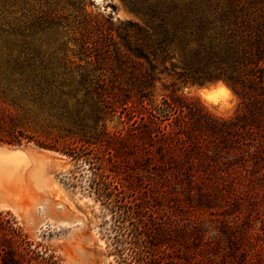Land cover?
<instances>
[{"label": "trees", "instance_id": "obj_1", "mask_svg": "<svg viewBox=\"0 0 264 264\" xmlns=\"http://www.w3.org/2000/svg\"><path fill=\"white\" fill-rule=\"evenodd\" d=\"M122 3L149 28L121 23L112 53L105 44L113 30L111 15L83 12L81 26L71 32L78 46L73 57L85 56L93 68L78 66L73 91H65L74 81L68 77L67 46L61 41L58 67L56 52L40 48L47 42L43 32L61 23L51 5L37 10L39 15L11 17L1 11L0 81L20 92H0V142L34 143L67 157L74 171L87 169L90 193L111 216L118 264H157L151 239L163 235L152 201L198 206L218 201L219 194L264 192V5L261 0ZM104 59L115 64L112 75L95 76ZM217 79L239 98L229 119L179 93L188 83ZM158 85L166 92L159 100ZM231 217L232 224L218 225V234L203 222L186 229L192 239L183 264H264V218L256 227L248 218ZM0 264H58V259L0 211Z\"/></svg>", "mask_w": 264, "mask_h": 264}, {"label": "rangeland", "instance_id": "obj_2", "mask_svg": "<svg viewBox=\"0 0 264 264\" xmlns=\"http://www.w3.org/2000/svg\"><path fill=\"white\" fill-rule=\"evenodd\" d=\"M66 1L0 0V14L4 10L11 17L28 16L34 12L39 15V11H44L48 3L51 5L52 11L60 16L58 20L61 23L59 26L49 27L43 32L42 38L47 42L39 43L40 48L45 52L52 50L56 52L52 57L58 67L61 61L57 59L63 50L60 45L61 41L67 46L66 55L71 57L69 61H72L68 77L74 81L70 87L65 88V91H73L74 82L78 80V66H86L89 70L93 68V65H87L88 58L85 56L78 54L73 57L78 46L71 39V32L77 31L81 26L79 21L83 17V12L91 16L111 15L113 30H110L111 35L105 44L112 53L119 45L118 32L115 29L122 27L121 23L132 21L145 29L149 27L141 16L128 10L122 0H81L76 6L69 5ZM261 1L264 5V0ZM111 5L114 6V9ZM37 10L39 11L36 12ZM64 67L61 66L58 69L65 71ZM100 67L102 69L96 70L93 74L97 76L102 72L105 74L104 77H110L112 68L116 66L111 61L104 59L101 61ZM166 67L171 68L169 62H166ZM173 70L178 71L177 68ZM116 73H118L117 70ZM0 92L20 91L16 87L13 88L0 81ZM165 93L158 85L154 92L155 98L159 100ZM0 146L9 149L27 146L38 147L34 143L11 145L5 142H0ZM37 149L41 152L43 148L38 147ZM49 156L47 174L52 185L43 193L21 194L20 210L2 204L0 201V211L11 214L29 238L35 244H39V248H46L54 253L58 264H118V255L113 249L115 231L112 228L111 216L88 189L89 171L82 168L79 169L80 171H74L73 163L57 152L49 153ZM249 196H254L258 200L248 202ZM168 199L162 198L157 204L152 201L155 226L162 231L163 235L162 237L156 235L151 239L152 244H156L155 250L152 248V254L158 256L157 264H183L187 242L192 239L184 232L199 222H203V228L207 231L218 234L220 223H233L232 215H238V222H243L248 218L250 222L255 223L256 227L264 218V192L259 191L247 193L239 191L234 195L219 194L218 201L211 204L202 203L198 206H176ZM234 200H237L234 203L239 204L235 205Z\"/></svg>", "mask_w": 264, "mask_h": 264}, {"label": "bare ground", "instance_id": "obj_3", "mask_svg": "<svg viewBox=\"0 0 264 264\" xmlns=\"http://www.w3.org/2000/svg\"><path fill=\"white\" fill-rule=\"evenodd\" d=\"M38 148V147H37ZM34 147L9 149L0 146V201L20 210L24 193H43L52 185L47 174L50 150Z\"/></svg>", "mask_w": 264, "mask_h": 264}, {"label": "clouds", "instance_id": "obj_4", "mask_svg": "<svg viewBox=\"0 0 264 264\" xmlns=\"http://www.w3.org/2000/svg\"><path fill=\"white\" fill-rule=\"evenodd\" d=\"M189 100L195 98L210 114L229 119L239 103L236 93L223 80L205 81L203 84L188 83L180 90Z\"/></svg>", "mask_w": 264, "mask_h": 264}]
</instances>
